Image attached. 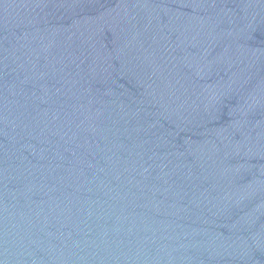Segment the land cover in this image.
<instances>
[{
    "label": "water",
    "instance_id": "95a60500",
    "mask_svg": "<svg viewBox=\"0 0 264 264\" xmlns=\"http://www.w3.org/2000/svg\"><path fill=\"white\" fill-rule=\"evenodd\" d=\"M0 264H264V0H0Z\"/></svg>",
    "mask_w": 264,
    "mask_h": 264
}]
</instances>
